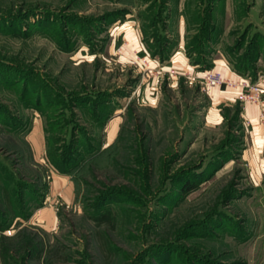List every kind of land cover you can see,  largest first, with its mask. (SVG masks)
<instances>
[{"label":"rangeland","instance_id":"1","mask_svg":"<svg viewBox=\"0 0 264 264\" xmlns=\"http://www.w3.org/2000/svg\"><path fill=\"white\" fill-rule=\"evenodd\" d=\"M219 59L262 82L258 101L205 86ZM246 102L264 125V0H0V196L21 180L41 198L55 166L77 180L52 229L30 221L24 189L29 217L0 236L55 242L53 264H264V149L247 146ZM18 239L9 261L40 264Z\"/></svg>","mask_w":264,"mask_h":264},{"label":"trees","instance_id":"2","mask_svg":"<svg viewBox=\"0 0 264 264\" xmlns=\"http://www.w3.org/2000/svg\"><path fill=\"white\" fill-rule=\"evenodd\" d=\"M247 52V50H246ZM245 52V53H246ZM252 53V54H251ZM259 52L256 51V49L252 52V50L248 51L245 54V65H252V63H254L256 61V57L257 54ZM248 62V63H247ZM240 75H244L242 72H240ZM77 138H71L68 143L64 146H60V148L56 149V152H60L59 155L57 156V161L61 163V166H65L67 161L72 158V155L74 154V146L77 144ZM28 146V145H27ZM55 166V165H54ZM1 167V166H0ZM76 166H73L71 168H64L62 170H60L59 166L55 168L60 171L61 173L64 174H68L71 178V180L73 181L74 184V191L75 193L77 192V184H76V177L72 176L71 173L73 171V169ZM2 168V167H1ZM6 181H12L5 178ZM8 183V182H7ZM14 187H16V191H14L13 189H10L9 191V187L8 184H5L1 189V196H0V204L3 205L5 207V212H2L1 210V206H0V232L5 230L6 228L10 227V218H14V217H24L27 218L29 217L28 214L25 215H20L17 212H29L32 211V209L34 207H37L39 205H41V198H36L33 196V193L36 191L34 189V187L32 186V184H28L27 182H22L21 180H15L14 182ZM182 189H190V184L188 182H185L183 184V186L181 187ZM24 189L27 190L29 192V194L31 196L28 197L27 201L28 203H34L32 208L29 209V211H23L24 206L21 205V203L25 202L24 201ZM108 192H103L101 195H99L96 198V202L100 201L102 198H106L108 197V195L111 193L112 189L107 190ZM14 192H18L19 194V201L17 200V197L15 196ZM5 195V196H4ZM2 196H4L2 198ZM19 203V204H18ZM28 207V206H27ZM108 210L101 212L100 214L96 215V216H91L92 219H96L99 220V222H104L105 220H107V214L105 212H110V208H107ZM23 231V230H21ZM27 236H25V234H22L21 232L13 235V236H0V264H13L9 261V259H12V255L10 254L9 251H13L12 248L10 247V243L11 241L15 240V237L19 238L17 241H20L19 243H21V247L20 249H24L26 251L25 256L23 257V259L25 261H36L39 262L40 264H53V261H61V257L58 255V251H59V246L58 244L54 243H45L43 242L41 239L37 240V237L35 234L32 233H27ZM8 240V242L6 243V241ZM5 242V244H4ZM15 250L16 251H19ZM15 264V263H14Z\"/></svg>","mask_w":264,"mask_h":264},{"label":"crops","instance_id":"3","mask_svg":"<svg viewBox=\"0 0 264 264\" xmlns=\"http://www.w3.org/2000/svg\"><path fill=\"white\" fill-rule=\"evenodd\" d=\"M172 57L173 54L170 58V61H172ZM214 67H217L219 70L222 69V72H225V76L234 78V76L236 77L237 75L236 72H233L226 65L223 59L215 61ZM220 91H222V93H226L222 97V101L225 104L233 103L238 98L239 92L237 90L229 92H226V90ZM241 116L244 120H246L248 124L247 137L249 138L250 144L247 143V146H249V148L251 149L252 154L254 153L257 156L262 153L264 149V125H262L261 122V104L249 102L242 103ZM113 132L114 130L111 132L110 129L109 133L107 134L111 135ZM28 134L30 136V141L28 138L26 139L27 142L30 143L29 145L31 147L32 157L34 158L33 153L35 152V150L39 152V150L41 149V143H43L44 145V136L41 135L38 128H36V130L32 129L30 133H27V135ZM247 146L243 148L242 155ZM51 173L52 174L50 175L49 180L45 183L46 187L44 190L45 193L41 199L42 203L41 205L32 209V216L30 220L31 222L41 224L42 227L47 229H52L54 227L57 220V212L59 206L61 205L60 207H62L65 205H69V202L73 200L75 194L73 181L68 174L59 173L56 170L54 172L51 171ZM4 196H2V198ZM0 206L2 212H5V207L1 204Z\"/></svg>","mask_w":264,"mask_h":264},{"label":"built area","instance_id":"4","mask_svg":"<svg viewBox=\"0 0 264 264\" xmlns=\"http://www.w3.org/2000/svg\"><path fill=\"white\" fill-rule=\"evenodd\" d=\"M261 76L258 78L260 79ZM206 87H220L240 89V100L258 101L263 92L262 82H253L249 77L236 76L234 78L223 75L219 70H207L203 76ZM263 81V80H262ZM245 92H248L246 94Z\"/></svg>","mask_w":264,"mask_h":264},{"label":"bare ground","instance_id":"5","mask_svg":"<svg viewBox=\"0 0 264 264\" xmlns=\"http://www.w3.org/2000/svg\"><path fill=\"white\" fill-rule=\"evenodd\" d=\"M113 128H114V126H112V128H111V132L113 131Z\"/></svg>","mask_w":264,"mask_h":264}]
</instances>
